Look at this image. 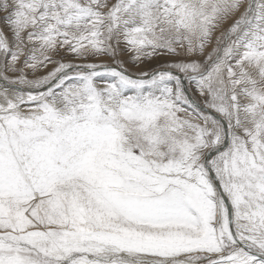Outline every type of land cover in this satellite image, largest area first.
I'll use <instances>...</instances> for the list:
<instances>
[{"label":"snow or ice","instance_id":"1","mask_svg":"<svg viewBox=\"0 0 264 264\" xmlns=\"http://www.w3.org/2000/svg\"><path fill=\"white\" fill-rule=\"evenodd\" d=\"M0 12V264H264V0ZM237 13L204 62L119 58L203 54Z\"/></svg>","mask_w":264,"mask_h":264},{"label":"rangeland","instance_id":"2","mask_svg":"<svg viewBox=\"0 0 264 264\" xmlns=\"http://www.w3.org/2000/svg\"><path fill=\"white\" fill-rule=\"evenodd\" d=\"M241 11H243V9H241ZM238 16H239V13H237L236 16L227 20L225 23H223V25L220 28H218L216 31H214V33L212 35L211 42L205 46V50H204L203 54L195 53L194 55H191V56L184 55V54L176 55V56L158 55V56H155L151 59L144 60L138 66L131 62V59H130L131 54L130 53H124L119 58L124 61L123 67L127 68L128 72L132 75H135V76L139 75V73L142 71L143 72H151V71L156 70V69L164 68L167 64L172 63V62L190 61L193 59L200 61V62H204L209 54H212L213 56H215V53H213V49H217V48L222 49L224 47L225 42L223 40L221 33L227 31V29L234 22V20L238 18ZM3 17H4V13L0 12V29L3 28V25L5 23ZM3 30L7 32V29H3ZM8 35H9V38H11L10 32L8 33ZM217 38H220L219 43L217 42ZM178 51H181V50L178 49ZM61 56L63 57L64 62L71 61L74 63H98V64L99 63H105V64H110V65H115L114 62L108 57H103V58H99V59L89 58V60H87V61H82V60H74L73 57L65 56L63 53H61ZM59 58L60 57H58L57 59H59ZM0 59H2V55H0ZM54 67H55V65L49 64L46 69H42L41 71H39L37 73V75L38 76L46 75ZM173 70H175V69H173ZM6 74L10 77H13V78L15 77L14 73L8 72ZM29 78L30 79L33 78L32 74L30 72H29ZM187 86H188V89L190 90L191 94L199 102L204 104V98L199 95L198 91L195 89V85L194 84L189 85V82L187 81Z\"/></svg>","mask_w":264,"mask_h":264},{"label":"water","instance_id":"3","mask_svg":"<svg viewBox=\"0 0 264 264\" xmlns=\"http://www.w3.org/2000/svg\"><path fill=\"white\" fill-rule=\"evenodd\" d=\"M112 66H115V65H112ZM161 69H162V68H161ZM156 70H157V69H156ZM173 71H175V70H173ZM129 74H130V73H129ZM131 75H132V74H131ZM180 75H183V74H180ZM133 76H135V75H133ZM184 84H185V88H186V90H187V95H188L193 101H195V103L199 104L201 108L205 109V111H210V110H208V109L205 108V105H204V104H202L201 102H199V101H198V100H197V99L191 94L190 90L188 89L187 81H186V80L184 81Z\"/></svg>","mask_w":264,"mask_h":264},{"label":"bare ground","instance_id":"4","mask_svg":"<svg viewBox=\"0 0 264 264\" xmlns=\"http://www.w3.org/2000/svg\"><path fill=\"white\" fill-rule=\"evenodd\" d=\"M3 83V81L2 80H0V84H2Z\"/></svg>","mask_w":264,"mask_h":264}]
</instances>
